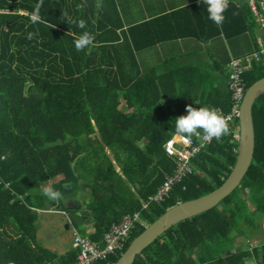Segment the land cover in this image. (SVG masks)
<instances>
[{
    "label": "trees",
    "instance_id": "trees-1",
    "mask_svg": "<svg viewBox=\"0 0 264 264\" xmlns=\"http://www.w3.org/2000/svg\"><path fill=\"white\" fill-rule=\"evenodd\" d=\"M233 9L232 1L227 11ZM169 19L176 21L164 25ZM249 19L243 29L229 18L217 26L200 2L125 30L116 0H0V264L58 260L37 242V211L58 205L36 196V184L54 181L65 204L79 199L83 183L89 184V220L96 227L90 238L101 247L113 224L141 214L143 222L132 228L124 248L95 264L116 263L169 208L221 187L239 157L240 141L232 131L200 148L190 160L191 173L166 202L144 206L173 173L165 145L176 134L174 119L186 115L188 105L227 109L231 98H207L213 77L212 99L224 81L229 88L223 66L197 72L178 57L163 70L143 71L137 53L185 37H241L244 29L252 32ZM81 20L85 29L78 26ZM85 30L93 41L78 51L74 39ZM262 78L264 64L248 71L246 91ZM253 116L255 154L239 187L214 208L166 231L134 264H264V240L253 248L241 245L242 238H264V93ZM204 138L199 130L191 139L200 144ZM235 246L238 251L228 253Z\"/></svg>",
    "mask_w": 264,
    "mask_h": 264
},
{
    "label": "crops",
    "instance_id": "crops-1",
    "mask_svg": "<svg viewBox=\"0 0 264 264\" xmlns=\"http://www.w3.org/2000/svg\"><path fill=\"white\" fill-rule=\"evenodd\" d=\"M232 1L237 6V9L236 10L233 9L234 11L232 10L226 11L225 18L234 20L232 22H234L235 25L237 24L240 25V28L243 29L246 27V24L244 23L245 19H249V17H251V19L249 20L251 22V25L253 24L252 32L249 31L245 33L246 29H244V34H242L241 37L238 36L231 39H227L225 36L219 35L209 40H199V39L185 37V38H180L178 40H168L163 43H159L149 49L137 53L139 63H141L142 65L141 66L142 70L145 71L146 69H151V68L163 70L164 64H166L168 60H172L173 57L176 58L180 57V60H182V63H184V65L182 66H194L197 68L195 69L197 72H201V69L202 71H205V69H212L214 71H218L219 68H221L220 66H223L225 69V73L227 76H229V80H230V75L233 72V67H232L233 60H238V59L244 60L248 55L258 51L260 49L259 40L264 35V29L260 26V23L258 22V18L254 15L252 6L249 4V1L228 0V3L230 4L232 3ZM116 2L120 10V14L123 18L125 30H128L133 25L149 20L155 16L172 14L176 10L198 4L200 3V0H116ZM169 20L164 22L165 23L164 25H168L169 22L176 21V20H170V21ZM181 21H182V17H180V22ZM215 30L216 29H214V31ZM227 47L229 48V51L226 50ZM153 55L161 56L162 59H160L157 62V58L154 57ZM222 60L223 61L225 60L224 65H222L223 63ZM263 64L264 62L255 64L251 69L247 70L244 73V76L247 74L248 71L252 70L255 66L263 65ZM226 70H229V72ZM213 79L214 77L211 79V81ZM194 81L195 79L192 82ZM211 81L210 84L216 86V81L215 82H211ZM228 82L229 81L227 82L224 81V85H221V90L219 91V94L217 93V90L214 89L216 96L215 99H212L214 93L210 89L211 85L210 84L206 85L207 89L210 91V97L207 98L211 101L223 103L224 100H228L230 96L231 104H232V91L230 90V88H228L227 85ZM228 108L224 109L221 105H219L217 107V110L225 118V116L231 112V105ZM238 122L239 121H237V119L233 120L232 122H228V126H229V132L230 131L235 132L236 134L235 137L236 139L239 140L240 138H238V136H240V128L238 126L239 124ZM173 137L177 139L179 135L174 134L171 138ZM171 157H173L174 159L175 167L172 173L174 174L179 169L180 163L177 157L175 156H171ZM117 170L120 171V168L118 166H117ZM166 177L167 176H165V179ZM53 182H50L52 187H54L55 185L54 184L55 182L54 183ZM88 185L89 184L84 185L83 183V187L85 188V190L89 189ZM132 190L135 194H137L135 187L132 186ZM129 192H127V196L131 198ZM171 192L168 196H166L164 202H166L170 198ZM154 196H152L151 198H153ZM152 203L154 202H151L150 200L146 201L144 202V206L147 205L149 207ZM67 204L70 210H72V207H76L78 213L77 216H79L81 220L85 222V227L83 232L74 226L73 221H71L69 218H65L66 210L64 209H57L56 207H53L46 210L49 213H44L45 211L43 212L37 211L39 215V219L37 220V225L39 222H41V224L44 225L43 227L45 228V230L51 224H56L60 226L65 225L66 230L68 231L67 235L63 234V237L66 239L65 241L63 239L61 240L58 239L56 241L53 240L52 245L48 244L47 246L43 242L42 244H40L41 246L51 249L57 254L58 260L56 261V264H64V260L66 258L72 259L75 256L76 258H78L79 250L77 249L78 246L76 245L74 238V234L76 232L79 233L82 232L81 234L91 237L92 235L95 234L96 231V227L93 221L89 220L90 210L88 203H85L82 200V198L78 202L74 201V199L69 198ZM50 213L54 214V216H51ZM37 231H38L37 234L38 238H43L45 234H48L49 236L55 238L54 235H51L45 231L41 232L39 226L37 228ZM67 239H69V241H67Z\"/></svg>",
    "mask_w": 264,
    "mask_h": 264
},
{
    "label": "built area",
    "instance_id": "built-area-1",
    "mask_svg": "<svg viewBox=\"0 0 264 264\" xmlns=\"http://www.w3.org/2000/svg\"><path fill=\"white\" fill-rule=\"evenodd\" d=\"M251 3L254 15L258 18L260 26L264 29V0H248ZM260 49L244 60H233V72L230 75L229 88L232 91L231 112L225 116L227 122L240 118V111L243 99L246 95L244 85V73L251 69L255 64L264 62V35L259 40ZM240 138V136H238ZM204 142L197 144L192 139L188 143L179 136L171 138L165 145L166 152L170 156L177 157L180 167L174 174H166L165 182L159 187L157 194L150 199L151 202L161 203L170 194L174 186L181 183L187 174L191 173V158H194L200 148L209 142L204 138ZM137 222H143L140 213L127 215L117 224H113L110 231L105 234L103 240L105 246L101 247L89 236L79 232L74 234L75 243L79 248V255L75 262L68 264H95L98 260L107 258L109 254L122 250L128 242L132 228ZM145 224V223H144Z\"/></svg>",
    "mask_w": 264,
    "mask_h": 264
},
{
    "label": "water",
    "instance_id": "water-1",
    "mask_svg": "<svg viewBox=\"0 0 264 264\" xmlns=\"http://www.w3.org/2000/svg\"><path fill=\"white\" fill-rule=\"evenodd\" d=\"M264 93V78L254 83L246 92L240 111L239 157L232 174L216 190L197 199L180 202L169 208L145 231L133 240L126 252L114 264H134L138 255L152 245L166 231L180 222L202 214L231 195L241 184L254 159L256 133L253 108L256 100Z\"/></svg>",
    "mask_w": 264,
    "mask_h": 264
},
{
    "label": "clouds",
    "instance_id": "clouds-1",
    "mask_svg": "<svg viewBox=\"0 0 264 264\" xmlns=\"http://www.w3.org/2000/svg\"><path fill=\"white\" fill-rule=\"evenodd\" d=\"M200 2L206 7L208 19L217 26L222 25L225 20V12L229 7L228 0H200ZM32 19L35 21L36 17L33 16ZM78 26L85 29L86 22L81 20ZM32 36L33 33H29L28 39H31ZM92 41L91 34L85 30L78 38L74 39V46L78 51H81L89 47ZM186 112V115H180L174 119L175 132L184 139L185 143H188L199 130H202L208 141L213 138L219 140L229 132L228 122L215 107L199 106L197 108L188 105ZM43 195L52 201L62 198V193L52 187L45 188Z\"/></svg>",
    "mask_w": 264,
    "mask_h": 264
},
{
    "label": "rangeland",
    "instance_id": "rangeland-1",
    "mask_svg": "<svg viewBox=\"0 0 264 264\" xmlns=\"http://www.w3.org/2000/svg\"><path fill=\"white\" fill-rule=\"evenodd\" d=\"M249 4L251 5V3L249 2ZM227 51H229V48L227 47V49H226ZM154 57H156L157 58V62L160 60V59H162V57L161 56H157V55H153ZM172 59H176V57H173ZM224 59V58H223ZM223 62V63H222ZM222 65H224L225 64V60L223 61L222 60ZM225 71V70H224ZM226 71H228L229 72V70H226ZM222 74H223V72H222ZM244 85L246 86V84H245V82H244ZM247 92V91H246ZM244 100V99H243ZM237 121H239V120H237ZM239 128H240V124H239ZM51 182H53V181H51ZM54 183V182H53ZM48 187H52L51 186V183H48V184H40V185H38V184H36V185H34V190H35V192H34V194L36 195V196H40L41 194H43V190L45 189V188H48ZM52 188H54V189H56V190H58V188H55V187H52ZM84 196V197H83ZM81 197H83L82 198V200L85 202V203H88V205H89V202H90V197H92V194H91V191L90 190H85V192H84V194L82 195V194H80V196H79V199H77L76 201H80V198ZM43 198L44 199H47V197L46 196H43ZM64 199V198H63ZM63 201V204L64 205H67V204H65L64 203V200H62ZM62 201H60V199L59 200H55V202H56V204L58 205L57 206V209H61L62 207H59V203H61ZM250 204H251V202H249ZM45 209V210H44ZM44 209H39L38 211H40V212H43V211H45L44 213H49V212H47L46 210H48L49 209V207H46V208H44ZM64 210H66V216H65V218H69L71 221H73L74 222V226L77 228V229H80V231H84V227H85V222L83 221V220H81V218L79 217V216H77V210L76 209H74V207H72V210H70V208H64ZM43 214V213H42ZM50 215L51 216H54V214H52V213H50ZM39 219V218H38ZM38 226H39V229H41V232H47V233H49V234H51V235H54L55 236V238L54 237H52V236H49L48 234H45L44 235V237L43 238H38V240H37V242H38V244H42V242L47 246L48 244L49 245H52V241L53 240H61V239H63L64 241L66 240L64 237H63V234H65V235H67L68 234V231L66 230V227H65V225H63V226H60V225H56V224H51V225H49L48 226V228L45 230V228L43 227L44 225H42L41 224V222H39L38 223V225H37V228H38ZM81 232V233H82ZM62 237V238H61ZM54 238V239H53ZM243 240L241 241V245L242 246H245V247H249L250 246V244H251V247L253 248V247H255V246H261L263 243H262V241L264 240V238H256V239H254L253 241H251V240H247V238H242ZM67 241H69V239H67ZM236 245H238V243H236ZM238 251V248H237V246H235V247H233V248H231L229 251H228V253H230V254H234V253H236ZM249 261H251V259H247V262H249Z\"/></svg>",
    "mask_w": 264,
    "mask_h": 264
}]
</instances>
